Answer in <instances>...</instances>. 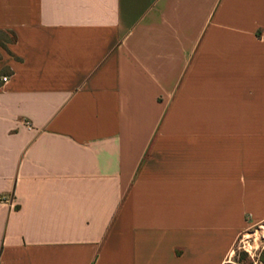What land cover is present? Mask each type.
<instances>
[{
  "label": "crops",
  "instance_id": "1",
  "mask_svg": "<svg viewBox=\"0 0 264 264\" xmlns=\"http://www.w3.org/2000/svg\"><path fill=\"white\" fill-rule=\"evenodd\" d=\"M0 198V264H236L264 0H0Z\"/></svg>",
  "mask_w": 264,
  "mask_h": 264
},
{
  "label": "rangeland",
  "instance_id": "2",
  "mask_svg": "<svg viewBox=\"0 0 264 264\" xmlns=\"http://www.w3.org/2000/svg\"><path fill=\"white\" fill-rule=\"evenodd\" d=\"M236 264H264V225L246 230L231 259Z\"/></svg>",
  "mask_w": 264,
  "mask_h": 264
},
{
  "label": "built area",
  "instance_id": "3",
  "mask_svg": "<svg viewBox=\"0 0 264 264\" xmlns=\"http://www.w3.org/2000/svg\"><path fill=\"white\" fill-rule=\"evenodd\" d=\"M1 80H2L3 82H6L8 79H7V77H2ZM0 201H2V198H0Z\"/></svg>",
  "mask_w": 264,
  "mask_h": 264
}]
</instances>
